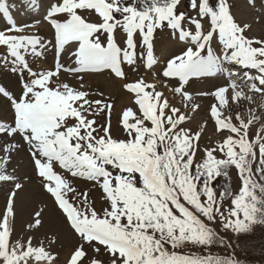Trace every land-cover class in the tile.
<instances>
[{"label": "snow or ice", "instance_id": "snow-or-ice-1", "mask_svg": "<svg viewBox=\"0 0 264 264\" xmlns=\"http://www.w3.org/2000/svg\"><path fill=\"white\" fill-rule=\"evenodd\" d=\"M21 5L0 0V264H264V0Z\"/></svg>", "mask_w": 264, "mask_h": 264}, {"label": "rangeland", "instance_id": "rangeland-1", "mask_svg": "<svg viewBox=\"0 0 264 264\" xmlns=\"http://www.w3.org/2000/svg\"><path fill=\"white\" fill-rule=\"evenodd\" d=\"M238 2L240 4L243 3V0H238ZM15 3H19L21 4V0H16ZM241 11H243L242 9H240ZM23 20V19H22ZM18 22V21H17ZM20 23V22H19ZM6 24H0V28H3L5 27ZM260 29L257 28V31H259ZM48 32V29L47 27L45 26L43 29H42V33H47ZM165 40L166 38L164 37H161V40H160V43L158 44V48L163 44L165 43ZM51 59V57H49ZM94 84H99L101 85V87H108L112 90L113 94L117 96V106H119L122 102H124V96L125 94L121 93L119 91V88H118V85H114L112 82L104 79V78H97L93 81ZM201 86H208L207 84L205 85H194V87H201ZM123 95V96H122ZM123 98V99H122ZM205 103V106H207V103L208 101H204ZM205 113H201V115L203 116ZM113 124H114V127L116 125V119L115 117L113 118ZM1 191V190H0ZM93 196L94 197H98V193H93ZM97 206H99V200L97 199ZM253 242L257 245V247L261 244V243H264V233L258 231L256 236L253 238ZM71 246V242L70 241H65V248H64V253H67V251L69 250Z\"/></svg>", "mask_w": 264, "mask_h": 264}, {"label": "bare ground", "instance_id": "bare-ground-1", "mask_svg": "<svg viewBox=\"0 0 264 264\" xmlns=\"http://www.w3.org/2000/svg\"><path fill=\"white\" fill-rule=\"evenodd\" d=\"M16 0H9L10 3H15ZM18 6V9L13 12V15L15 16L18 23H27L31 20V14H25L21 15V13L24 11V8L21 4L15 3ZM23 19V20H22ZM0 24H6L4 19L0 17ZM101 86V85H100ZM123 96V95H122ZM123 99V98H122ZM22 199L25 201V203L31 202L35 199H40L42 197L39 196L37 190L35 188L29 189L27 192L21 194ZM5 199L4 191H0V206L3 205Z\"/></svg>", "mask_w": 264, "mask_h": 264}]
</instances>
